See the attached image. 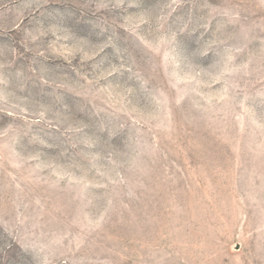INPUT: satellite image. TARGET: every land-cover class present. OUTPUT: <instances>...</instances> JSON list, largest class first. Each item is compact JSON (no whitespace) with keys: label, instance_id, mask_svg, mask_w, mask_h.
<instances>
[{"label":"rangeland","instance_id":"obj_1","mask_svg":"<svg viewBox=\"0 0 264 264\" xmlns=\"http://www.w3.org/2000/svg\"><path fill=\"white\" fill-rule=\"evenodd\" d=\"M0 264H264V0H0Z\"/></svg>","mask_w":264,"mask_h":264}]
</instances>
